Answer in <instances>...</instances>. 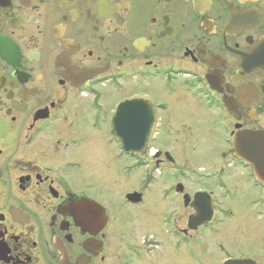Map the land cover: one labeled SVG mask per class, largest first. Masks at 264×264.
<instances>
[{"label":"flooded vegetation","instance_id":"flooded-vegetation-1","mask_svg":"<svg viewBox=\"0 0 264 264\" xmlns=\"http://www.w3.org/2000/svg\"><path fill=\"white\" fill-rule=\"evenodd\" d=\"M148 110L151 148L124 151L115 124L131 139ZM191 118L222 127L205 175L178 162ZM247 133L264 0H0V264H264ZM149 157L176 182L122 189Z\"/></svg>","mask_w":264,"mask_h":264},{"label":"rangeland","instance_id":"rangeland-1","mask_svg":"<svg viewBox=\"0 0 264 264\" xmlns=\"http://www.w3.org/2000/svg\"><path fill=\"white\" fill-rule=\"evenodd\" d=\"M191 122L192 127L189 134L192 136V139L190 140L189 147L185 150V153L181 156L179 155L180 157L178 162L180 163V166L185 165L187 170L193 173L205 175L208 173L207 166H212V164L219 159L218 157L220 154L225 150L223 141L218 138V136L221 135L222 127L220 123H211V120L209 119H206L204 123H198L196 122V119L191 118ZM160 144L162 145L161 141ZM157 147L158 144H155L153 146V150L155 151ZM89 154L92 159H97L98 155H95V150L93 148H90ZM93 161L91 164H94ZM200 169H206V171H200ZM112 179V174H109L108 176L102 178V182L114 189L113 184H111L113 183ZM143 182L149 184L175 183L176 179L174 176L168 175L166 171L159 173L154 164V160L149 157L144 160V167L142 170H132L130 176H128V179L125 182V185L123 184L124 186L122 189H127V187L134 188V186H138V184ZM227 182L235 184L231 180H228ZM230 223L231 221L229 222V225Z\"/></svg>","mask_w":264,"mask_h":264},{"label":"water","instance_id":"water-1","mask_svg":"<svg viewBox=\"0 0 264 264\" xmlns=\"http://www.w3.org/2000/svg\"><path fill=\"white\" fill-rule=\"evenodd\" d=\"M119 111L123 112V106L120 107ZM143 112L145 113V111ZM152 115V112L148 110L147 117L144 116L147 122L141 127L137 126V122L133 118L131 139L129 134L125 133L123 124H115L113 134L126 152H131L133 155L144 154L150 148L153 132ZM234 147L240 158L252 166L256 179L264 185V135L258 133L243 134L237 139Z\"/></svg>","mask_w":264,"mask_h":264}]
</instances>
